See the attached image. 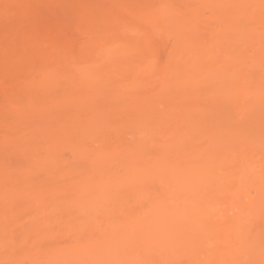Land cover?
<instances>
[{
  "label": "bare ground",
  "instance_id": "obj_1",
  "mask_svg": "<svg viewBox=\"0 0 264 264\" xmlns=\"http://www.w3.org/2000/svg\"><path fill=\"white\" fill-rule=\"evenodd\" d=\"M191 3L206 8L213 30L198 28L201 13ZM150 7L118 32L85 29V49L66 52L63 70L24 81L49 91L67 69L76 72L81 87L52 102L62 108L59 120L47 111L38 119L8 99L18 123L0 133V264L264 259V148L202 117L203 104L242 114L245 100L263 101L264 78L253 66L264 41L240 23L264 31L262 0H153ZM138 23L171 39L164 65ZM106 39L113 49L92 60ZM152 137L163 140L151 149Z\"/></svg>",
  "mask_w": 264,
  "mask_h": 264
},
{
  "label": "rangeland",
  "instance_id": "obj_2",
  "mask_svg": "<svg viewBox=\"0 0 264 264\" xmlns=\"http://www.w3.org/2000/svg\"><path fill=\"white\" fill-rule=\"evenodd\" d=\"M152 3L153 0H0V133L18 123L8 99L13 100V104L19 105L21 110L27 109L30 115H33V111L36 112L38 119H41L47 111L54 120H59L62 108L60 104L52 105V102L55 98L59 101L68 96L72 92L71 85L76 88L81 87L76 72L67 69L65 77H61L57 82L58 85L49 91L33 86L27 88L24 81L31 78L41 80L45 70H63V55L66 52L72 50L78 55L85 49L86 38L83 34L85 29L106 33L113 29L112 31L118 32L123 22L136 24L137 21L133 16L148 12ZM190 9H199L201 13L197 21L198 28L205 29V33L210 31L206 28L211 30L215 28L213 23L209 25L210 14L206 8H202L198 3H191ZM240 23L244 30L252 32L254 39L264 41V31L259 24L246 21ZM138 25L141 29L149 31L147 34L150 51L155 53L159 63L164 65L172 49L171 39L164 34L154 33L143 23ZM108 40H104L105 47L93 49L92 60L113 49L112 43L107 42ZM243 49L244 47L239 50L241 55ZM239 55L236 53V56ZM251 55L252 53H249L246 58H250ZM79 57L86 58L85 55ZM176 62L179 63V59ZM80 67L83 68V65ZM253 70L256 72V79L261 81L264 78V55L256 59ZM249 75L251 76L252 72H249ZM159 82H163L162 79L155 78L152 83ZM230 87L232 92L236 91L233 85ZM257 91L260 93L259 89ZM260 94L263 96L261 103L255 102L254 99L245 100L242 114L234 112L229 105L214 108L208 103L202 105L206 110L202 117L208 125L227 126L229 135L252 139L258 143V146L264 148V93ZM36 104L39 106L35 107ZM118 104L127 107L131 104V100L120 99ZM183 115L185 116V112ZM227 115L231 116V120L225 119ZM256 119L261 121L258 126L254 124ZM26 122L28 123V120ZM28 133L29 130L26 128L22 131L24 135ZM107 135L108 138L110 136V144L119 145L117 136ZM172 138L173 136H169L168 139ZM151 139L154 141L149 146L151 149L155 143L163 140L161 137ZM105 217L117 216L107 213ZM259 237H263L264 240V231ZM8 243L12 241L9 240Z\"/></svg>",
  "mask_w": 264,
  "mask_h": 264
},
{
  "label": "snow or ice",
  "instance_id": "obj_3",
  "mask_svg": "<svg viewBox=\"0 0 264 264\" xmlns=\"http://www.w3.org/2000/svg\"><path fill=\"white\" fill-rule=\"evenodd\" d=\"M262 8H264V0H262ZM225 119H226V120H231V116H230V115H227V116L225 117ZM70 227L75 228L76 226H75V225H72V226H70ZM79 230H80V231H83V225L80 226V229H79ZM261 250H262V255H264V240H262V243H261ZM260 264H264V259H262V260L260 261Z\"/></svg>",
  "mask_w": 264,
  "mask_h": 264
}]
</instances>
